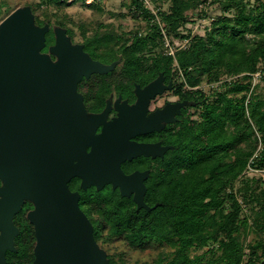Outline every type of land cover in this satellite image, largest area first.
Wrapping results in <instances>:
<instances>
[{"label": "trees", "instance_id": "obj_1", "mask_svg": "<svg viewBox=\"0 0 264 264\" xmlns=\"http://www.w3.org/2000/svg\"><path fill=\"white\" fill-rule=\"evenodd\" d=\"M171 1L168 10L158 9V20L142 0H132L147 27L126 38L110 31L96 34L86 41V48L106 62L121 55V68L127 70L149 68L155 75L173 69L182 77V93L186 84L220 83L210 93L201 89V95L192 96L198 100V116L182 119L172 141L174 148L158 158L146 194L150 205L158 204L155 208L137 209L131 198L110 186L84 191L95 238L102 245L122 239L135 249L159 247L154 264H260L264 187L261 179L243 175L249 167L264 168V75L249 98L253 120L246 105L252 73L264 67V1L219 0L222 13L211 20L203 35L195 37L179 29L192 20L189 11L202 0ZM37 22L43 20L37 18ZM168 35L188 37L189 42L172 54L155 52ZM53 40L48 33L47 42ZM237 182L242 183L238 188ZM238 194L249 205V215ZM251 230L256 236L246 244ZM193 249L205 250L192 255ZM20 257L17 262L23 264L25 258ZM108 257L109 264H128L122 255Z\"/></svg>", "mask_w": 264, "mask_h": 264}, {"label": "water", "instance_id": "obj_2", "mask_svg": "<svg viewBox=\"0 0 264 264\" xmlns=\"http://www.w3.org/2000/svg\"><path fill=\"white\" fill-rule=\"evenodd\" d=\"M49 30V23H36L30 5L16 8L0 22V174L5 181L0 207L6 206L9 187L15 198L9 231L5 219L1 221L0 264L6 261V245L13 244L12 217L24 199L35 204L28 213L37 236L33 264H109L79 205L80 193L70 189L69 181L78 176L83 189L95 185L98 190L111 183L121 196L134 194L137 209L155 208L158 204L150 206L144 198L149 170L127 174L122 163L140 155L163 157L174 146L131 138L161 130L177 119L182 106L194 102H169L154 113L151 124L140 116L135 119L133 112L145 111L151 97L171 87L162 84L160 73L143 89L137 85L140 105L95 135L106 112L87 113L78 83L92 72L114 69L118 60L108 64L94 59L59 25L53 27L55 42L43 52ZM89 145L92 150L87 152Z\"/></svg>", "mask_w": 264, "mask_h": 264}, {"label": "flooded vegetation", "instance_id": "obj_3", "mask_svg": "<svg viewBox=\"0 0 264 264\" xmlns=\"http://www.w3.org/2000/svg\"><path fill=\"white\" fill-rule=\"evenodd\" d=\"M48 33H52V35L54 36L52 26H50V30L47 32V34ZM82 44L84 45L85 51L89 52L88 48H86L85 46L86 42ZM89 53L91 54V52ZM91 56L94 59H98L108 64L112 63L113 61L119 60V56L109 62L102 60L101 56L98 57L97 55L93 54H91ZM121 61L122 60H120V62ZM120 62L117 63L114 69L103 73L97 71L92 72L89 77H83L78 83V91L83 96L87 113L100 114L104 111L106 112L103 121H101L96 128L95 135L101 134L103 131L107 130L108 126L111 125V123L115 119L119 118L123 112L131 109L132 107H135V105L137 104H141V102H138L139 94L136 91L137 85H139L140 88L143 89L153 80H155L160 75V73H163L162 84L164 86L171 85V87H165V89L161 93H157L155 96L151 97L148 101L147 109L145 111L141 110L139 112H133L134 118L136 116L135 119L140 116L141 120L147 121L151 124V122H153L151 120V117L154 115V113L157 110L165 107L169 102L175 103L187 100L194 103L191 105L182 106L181 112L179 114H176L177 119L175 121L167 122L161 130L153 129L152 131L146 133H139L136 136L132 137L131 140L141 143H156L161 141L163 145H173L172 141L176 136L177 125L181 123L184 117H193L191 113L194 114L196 110L199 109L197 105L198 100L194 98L201 95L204 90L202 91L200 87H186L185 93L180 92V83L178 82L173 69L168 71L159 70L155 75H153L150 72L149 68L133 71L123 68L117 69ZM192 96L194 98H192ZM167 138L168 140H166ZM86 150L87 152L91 151L92 145L87 146ZM158 158H160L159 155L155 157L152 155H140L131 160H126L125 162H123L122 168L127 174L132 173L136 170H149L150 175L145 180L148 191V181L154 174V170L158 168ZM81 182L82 179L80 177H73L69 181V187L72 191H78L80 193L79 205L81 209L86 213L94 227L93 216L88 210L89 200L87 203V200L84 196V191L92 188L97 189V187L95 185H92L87 189H83L81 186ZM107 186H110L112 189L118 190L121 195V190L119 187L113 188L112 184L110 183L106 184L104 188H106ZM4 187L5 181L0 174V200L5 199V194L2 193V189ZM146 194L144 197L145 202L150 205L148 200L146 199ZM6 195V197H8L6 206L0 207V226L1 221L5 219L6 223L8 224L9 231L12 226L11 222L9 221V212L12 208H14L15 201L13 189H10L9 187L8 193ZM124 197H129L135 202L134 194ZM135 204L137 206L136 202ZM34 208L35 204L33 201L24 199L20 210L14 213L12 217L14 227L13 244L9 245L10 242L8 244L6 242L7 245L5 249V264H21V262H17V260L21 259L20 255L25 258V260L22 262L23 264H33L36 257L35 246L37 243V236L35 225L29 219L28 213ZM16 228L17 231L15 232ZM1 233L2 229H0V234Z\"/></svg>", "mask_w": 264, "mask_h": 264}, {"label": "rangeland", "instance_id": "obj_4", "mask_svg": "<svg viewBox=\"0 0 264 264\" xmlns=\"http://www.w3.org/2000/svg\"><path fill=\"white\" fill-rule=\"evenodd\" d=\"M131 1L132 0H95L93 5L87 6L82 0H75L72 3L63 2L61 4L47 0H0V22H2V20L16 8L24 5H30L35 14L37 24L44 25L45 23H49L50 26H52V30L56 25L62 26L67 29V34L71 36L73 42L75 43H85L88 39L93 38L94 35L102 34L105 31L114 32L125 36L126 38L135 31L145 29L147 27L146 20L142 17V15H137L131 5ZM254 1L256 0H250L252 3ZM151 4L157 10H168L172 1L151 0ZM194 8L196 9L189 11V14L191 15L190 18H192V20L179 29L180 32L183 34H189L191 37L203 35L210 25L211 20L222 13V7L219 0H202L198 6ZM37 18L40 20L42 19L43 22L38 23ZM46 19H50V21ZM53 37V41L55 42V36ZM54 42H47L43 52H47L49 50V46ZM188 42V37L181 39L176 36L168 35L164 38V40H162V45L155 49V52L160 51L172 54V51H175L177 48L184 47L188 44ZM91 50V48L88 49L89 52H91ZM95 55L98 57L101 56L98 52H96ZM121 59L122 57L119 55L118 62H120ZM121 67L122 61L118 65L117 69H120ZM176 77L178 82L181 84L182 77L178 74H176ZM219 83L220 82H209L204 80L197 87H200L205 92L210 93L214 87L219 85ZM186 87L193 88L187 84L184 86V89ZM263 92L264 90L262 93ZM248 111L250 119L253 120V105L248 106ZM198 114L199 109H197L194 114L191 113L193 118L197 117ZM257 135L259 138L258 150H260L262 148V141L260 134L258 133ZM243 177L259 178L261 179L262 187H264V168L249 167L245 171ZM241 184V182H237L235 187L238 188ZM106 193L107 192L104 191L101 195L104 196ZM238 198L243 204L244 212L249 215V205L243 201V198L239 194ZM254 236H256V233L252 230L249 231L246 238V244L250 242ZM262 236L264 238V233ZM99 245L106 251L107 256L110 254H116L117 257L122 255L128 264H154L161 252V248L155 246L148 247L144 250L131 248L122 239L115 240L110 244L102 245L99 243ZM205 249H193L191 253L192 255L202 253Z\"/></svg>", "mask_w": 264, "mask_h": 264}, {"label": "built area", "instance_id": "obj_5", "mask_svg": "<svg viewBox=\"0 0 264 264\" xmlns=\"http://www.w3.org/2000/svg\"><path fill=\"white\" fill-rule=\"evenodd\" d=\"M69 3H72L74 2L75 0H65ZM84 1L85 3H92L94 2L95 0H82ZM144 5L149 8V10L156 16V18L159 20V17H158V10L156 8H154L151 4V0H142ZM166 38V36H165ZM171 53H174V51H172ZM263 75H264V67L260 68L258 71L252 73V87L250 89V91L248 92V96H247V99H246V105H247V113L249 112L248 111V106H249V98L251 96V93L252 91L254 90V86L260 82H263ZM249 115V114H248Z\"/></svg>", "mask_w": 264, "mask_h": 264}]
</instances>
